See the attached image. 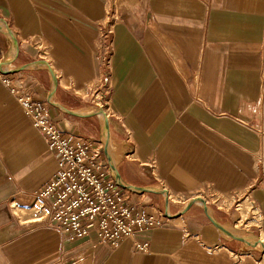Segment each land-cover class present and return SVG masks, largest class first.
<instances>
[{
  "label": "crops",
  "instance_id": "0c3cea01",
  "mask_svg": "<svg viewBox=\"0 0 264 264\" xmlns=\"http://www.w3.org/2000/svg\"><path fill=\"white\" fill-rule=\"evenodd\" d=\"M0 74L60 130L101 143L130 202L168 219L116 248L60 232L51 213L23 219L60 159L0 79V264H258L211 217L264 244V0H0ZM164 189L198 198L169 205ZM236 205L251 207L243 221Z\"/></svg>",
  "mask_w": 264,
  "mask_h": 264
},
{
  "label": "built area",
  "instance_id": "2783aa9c",
  "mask_svg": "<svg viewBox=\"0 0 264 264\" xmlns=\"http://www.w3.org/2000/svg\"><path fill=\"white\" fill-rule=\"evenodd\" d=\"M104 38L107 72L95 85V98L99 97L101 109L108 106L103 94L110 93L112 70L113 43L108 34ZM0 79L12 88V93L23 105L34 127L44 135L49 149L59 156L58 173L39 195L46 216L51 213V226L62 233L72 234L73 238L96 231L102 242L116 248L123 240L134 238L142 229L159 228L168 223L162 210L130 202L105 163L101 143L60 130L50 118L48 102L34 99L27 89L19 90L6 75L0 74ZM157 165L156 159H152L150 166L153 172ZM164 190L171 194L168 189ZM140 247L144 249L147 245ZM238 257L241 260L247 256L242 253Z\"/></svg>",
  "mask_w": 264,
  "mask_h": 264
},
{
  "label": "rangeland",
  "instance_id": "374dc122",
  "mask_svg": "<svg viewBox=\"0 0 264 264\" xmlns=\"http://www.w3.org/2000/svg\"><path fill=\"white\" fill-rule=\"evenodd\" d=\"M99 98V97H98ZM97 105H99V109H97V112H96V115H97V117H99V119L102 121V122H104V123H106L107 124V120H106V117H105V119H103L102 118V115H103V110L105 111V112H107L109 115L111 114V111H109V109H107L108 108V106H106V107H102V109L100 108V100L98 99V103H96ZM104 108H106V109H104ZM107 119H108V117H107ZM163 194H164V196H165V199L168 201V204L170 205V204H172V205H180V204H185L186 202L188 203L189 201H195V200H197V198L198 197H194V199L192 200V198H188V199H186V200H181V198L180 197H178V196H176L174 193H171L170 195L168 194V192L166 191V190H164L163 191ZM241 203V201L239 202V204ZM42 203H38V205H39V209L42 211V213L40 214L39 212H41V211H39L38 213L37 212H33L32 210L30 211V210H22L21 211V216L23 217V219H24V217H26V216H28L29 215V217H30V219H34V220H39V219H44L45 217H46V210L44 209V208H42V205H41ZM36 205V204H35ZM199 205H201V206H203L204 207V204H200L199 203ZM32 206H34V204L32 205ZM31 206V207H32ZM30 207V208H31ZM37 208V209H38ZM238 205H236L235 207H234V210H235V214H237V212L239 213V212H241L242 214H241V219H242V221L244 220V219H246L248 216H249V214H250V212H251V207H249V208H245V207H243V211L241 210H238ZM240 224H243L244 222H239ZM237 231H239V230H237ZM237 233V232H236ZM237 234H240V233H237ZM252 240H253V243L254 242H256V243H254V244H256V246L257 247H252V246H249V249H244V250H242L241 252H251L252 254H256V256L258 257V259H257V263L258 264H264V244H260L259 243V241L261 240L259 237H252ZM263 240H264V237H263ZM259 243V244H258ZM235 246H237V243L235 242ZM250 253V254H251Z\"/></svg>",
  "mask_w": 264,
  "mask_h": 264
},
{
  "label": "water",
  "instance_id": "95a60500",
  "mask_svg": "<svg viewBox=\"0 0 264 264\" xmlns=\"http://www.w3.org/2000/svg\"><path fill=\"white\" fill-rule=\"evenodd\" d=\"M203 203L205 204V207H206V210L208 211V214L209 216L211 217V211H210V207L205 203V201H203ZM211 221H212V224L217 228L219 229L220 231H222L223 233L231 236V237H234L235 239L239 240V241H243L247 244H249L250 246L252 247H257L256 244H254L253 242H251L250 240H247L245 238H243L242 236H240L239 234H237L236 232H232L224 227H222L221 225H219L218 223H216L214 221V219L211 217Z\"/></svg>",
  "mask_w": 264,
  "mask_h": 264
},
{
  "label": "bare ground",
  "instance_id": "6f19581e",
  "mask_svg": "<svg viewBox=\"0 0 264 264\" xmlns=\"http://www.w3.org/2000/svg\"><path fill=\"white\" fill-rule=\"evenodd\" d=\"M38 203H40L39 201H38ZM38 203H36V205H34V206H32L30 209L31 210H33V212H39V211H41L38 207H39V205H38ZM38 208V209H37ZM40 214L42 213V211L41 212H39Z\"/></svg>",
  "mask_w": 264,
  "mask_h": 264
}]
</instances>
